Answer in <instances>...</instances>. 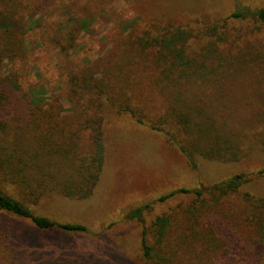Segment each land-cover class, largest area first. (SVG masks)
I'll list each match as a JSON object with an SVG mask.
<instances>
[{
	"label": "trees",
	"instance_id": "16d2710c",
	"mask_svg": "<svg viewBox=\"0 0 264 264\" xmlns=\"http://www.w3.org/2000/svg\"><path fill=\"white\" fill-rule=\"evenodd\" d=\"M189 7L156 11L154 19H141L147 25L143 34L138 33V20L132 22L125 31L112 34L107 54L85 63L70 54L77 51L74 34L57 38L53 83L59 93L49 97L48 79L40 71L38 76L28 74L31 70L26 68L36 46L24 39L13 13L0 9V69L5 60L10 65L8 73H0V214L23 218L0 219V264H17L14 258L27 244L18 231L22 223L37 231L87 232L82 224L35 215L32 207L51 195L82 200L92 194L114 117H127L159 133L191 169L200 161H242L257 146V131L245 117L252 110L229 103H245L247 94L255 99L264 93L244 87L237 91L241 83L249 88L258 82L247 78L254 68L264 69V7L237 6L220 22L215 7ZM254 48L257 55L250 52ZM61 98L69 104L68 114H62ZM261 178L264 165L252 174L240 172L162 195L158 201L177 194L188 198L179 212L188 224L176 234V219L170 213L146 222L142 214L149 204L136 207L128 217L138 224L139 249L128 264H260L264 188L256 182ZM250 183L262 188L252 194L240 192ZM241 195L244 205L237 219L250 224L246 237L235 234L226 214L219 216V205ZM77 264H82L80 259Z\"/></svg>",
	"mask_w": 264,
	"mask_h": 264
},
{
	"label": "rangeland",
	"instance_id": "374dc122",
	"mask_svg": "<svg viewBox=\"0 0 264 264\" xmlns=\"http://www.w3.org/2000/svg\"><path fill=\"white\" fill-rule=\"evenodd\" d=\"M189 5L198 8L215 7L214 12L218 14L220 22L237 6L261 8L264 7V0H5L0 3V9L13 13L12 17L22 24L24 39L31 47L36 46L28 55L26 68L31 70L28 74L37 75L36 71H40L48 79L46 96L49 97L59 93L58 85L53 83L59 50L57 38L64 39L69 32L74 34L77 37V51L71 50L70 54L85 63L107 54L113 43L112 34L125 31L132 22L138 20V33L143 34L147 26L142 22L144 18L148 19L150 15L154 19L156 11L169 13L178 8L191 9ZM177 19L181 23L179 20L182 17ZM244 46L249 48L250 45ZM250 52L257 55L256 48ZM259 55H263V50ZM2 65L0 73H8L10 65H7V60ZM254 70L256 72H251V75L248 73L247 78H254L258 82L249 88L246 82L243 85L241 83V89L237 91L244 87L251 92H264V69ZM247 96L249 98L245 103L229 104L236 108L249 106L252 110V115L245 117L257 131V146L248 150L242 161H200L196 169L189 168L184 157L159 133L136 126L127 117H114L108 128L109 137L101 177L92 194L82 200L51 195L41 198L32 207L35 215L58 223L82 224L87 232L69 234L58 230L37 231L28 222L22 223L18 231L27 238V244L24 250L16 254L15 262L77 264L80 259L82 264H86L105 259L112 264H128L139 249V227L128 215L136 207L145 204H149V208H144L142 214L146 222L158 214L170 213L172 219H176L174 233L181 231L188 224H185L186 216L179 213L188 201L187 196L177 194L162 202L158 201L159 197L179 188L192 190L212 184L240 172L252 174L264 165V151L261 150L264 149V115H261L264 114V93L261 96L255 95L258 97L255 99L251 93ZM59 102L63 108L62 114H68L67 100L61 98ZM258 181L256 183L264 188V178ZM260 187L250 183L244 185L240 192L249 191L252 194ZM243 205L242 195L219 205V216H228L224 219L239 237L251 233L250 224L237 219ZM0 219L23 218L2 213ZM202 222L206 226L205 219ZM43 253L47 254V258ZM64 257L71 259V262ZM262 257L260 264H264V252Z\"/></svg>",
	"mask_w": 264,
	"mask_h": 264
}]
</instances>
